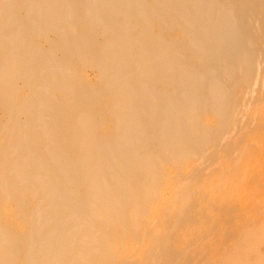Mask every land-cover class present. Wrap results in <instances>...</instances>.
I'll return each mask as SVG.
<instances>
[{
  "label": "bare ground",
  "instance_id": "obj_1",
  "mask_svg": "<svg viewBox=\"0 0 264 264\" xmlns=\"http://www.w3.org/2000/svg\"><path fill=\"white\" fill-rule=\"evenodd\" d=\"M253 3L0 0V264H172L189 199H264V126L189 179L252 82Z\"/></svg>",
  "mask_w": 264,
  "mask_h": 264
},
{
  "label": "rangeland",
  "instance_id": "obj_2",
  "mask_svg": "<svg viewBox=\"0 0 264 264\" xmlns=\"http://www.w3.org/2000/svg\"><path fill=\"white\" fill-rule=\"evenodd\" d=\"M254 2L253 4L258 6L255 14H253L252 22L256 25L255 28L257 27L258 29L257 24L260 25V18L264 17V0H254ZM258 31H264V25ZM253 55L254 67L255 65H258V67H253L252 82L249 88L244 89L241 105L236 108L237 122L231 126L229 134H226L217 146L206 149L199 157L201 160H198V163L200 164H198V167L192 168L189 173V179L194 177L193 175L197 172L204 176L218 173V170H220L219 163L226 160L230 161L233 158L235 153L231 151L235 141L242 137L250 127V129H257L264 126V112L261 113L262 115L260 113L254 114V109L259 106L262 99L264 100V40L255 46ZM88 72L89 74L91 73L90 77L95 76L93 70ZM258 117L263 118L257 119ZM248 123L250 124L248 125ZM255 126L256 128H254ZM208 156L211 157L209 158ZM216 157L217 163L213 162ZM177 202L180 205L179 199ZM186 208H188L185 210L186 212L190 210L194 214L189 217L186 212L178 215L177 236L181 235L183 246L182 249L177 247L176 260L172 264H224L225 255L230 251L225 242L232 239L236 232L256 227L255 229L261 233L259 234L264 235V199H189ZM226 234L228 236L225 240L224 235ZM242 244L245 243L243 242ZM259 244L262 247L261 250L264 251V239L259 240ZM233 246L235 245H231L234 254L235 247ZM253 259L255 260L249 261L250 258L248 260L246 258L245 261L248 264H264V257L256 256Z\"/></svg>",
  "mask_w": 264,
  "mask_h": 264
}]
</instances>
